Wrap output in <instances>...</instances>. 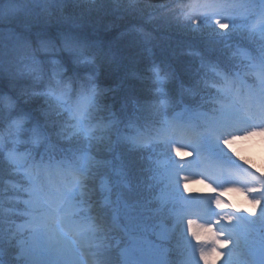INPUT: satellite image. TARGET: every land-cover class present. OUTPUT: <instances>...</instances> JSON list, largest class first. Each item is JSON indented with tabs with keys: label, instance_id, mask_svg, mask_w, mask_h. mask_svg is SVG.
<instances>
[{
	"label": "snow or ice",
	"instance_id": "obj_1",
	"mask_svg": "<svg viewBox=\"0 0 264 264\" xmlns=\"http://www.w3.org/2000/svg\"><path fill=\"white\" fill-rule=\"evenodd\" d=\"M201 6L206 9L207 13L213 14L214 18L217 12L223 10V17L215 18V23L221 29L229 27L231 13L227 11L226 0H193L185 17L205 14ZM198 9L201 10L198 11ZM63 48L73 57V63L76 65L94 61L93 57L85 55V46L71 39L63 41ZM54 49L53 42L41 41L40 50L42 52L48 53ZM237 55L242 61H248L246 65L248 71L245 75H255L261 85H264V61L253 62L244 50L233 53V56ZM26 68L27 74L38 86L33 89L32 95L42 97L46 105L43 113L45 120L59 125L55 135L61 140L70 141L73 138H78L85 142L83 146L73 151L70 158L56 160L54 156L50 155L48 161H44L43 158L40 161H35L29 158L28 153H17L14 149L5 151L6 140H11L13 143L18 142L20 134L25 130L26 118H14L5 128L0 129V163L8 166L11 171L24 173V179L27 182L24 191L28 194L27 198L22 201L26 210L8 208L0 201V244L5 239L11 243L17 234L22 233L27 237L26 241H21L23 264H42L44 238L47 237L50 241L69 229L78 234H90L88 237L90 243L96 247H104L103 236L99 238L100 243H96V233L104 232L103 225L98 222L97 217L87 214L70 202L61 211L67 197L64 191L53 190L51 177L53 173L59 176L60 183L67 193H71L77 188L83 189L86 181L90 179L91 168L94 167L93 158L88 151L90 142L102 139L97 133L105 131L109 125L92 123V110L96 107V87L85 81H74L72 77L67 76V70L59 60L52 59L51 66L45 69L41 62L33 56L32 63ZM207 70L213 77L205 82L208 86L216 88L226 99L240 96L237 84L246 83L240 73L230 74L216 64H208ZM157 78L158 80L162 79L159 76ZM88 79L90 81L92 78ZM259 97H264V87L260 89ZM249 99L252 97L250 96ZM0 106L11 108L9 98L0 96ZM232 119L231 106H223L219 114L208 122L203 132L190 133L188 129L181 128L175 122H165L152 137L144 132H138L137 135L126 137V139L134 149L146 148L153 140L161 144L168 143L169 147L175 151L176 157L190 158L192 151L199 150L202 157L201 164L213 167L223 174L230 169L226 165L213 161L209 149L219 143L221 135ZM31 133V143L34 146L45 145L46 151L49 152L55 148L51 136L42 129L33 127ZM176 137L183 139L185 144H177L174 139ZM210 161H212L211 164H209ZM156 164L162 166L163 160L156 161ZM91 178L94 179V174ZM258 178L259 182L248 188L226 187L219 192L221 200L228 193H239L248 207L241 209L232 202L227 207L231 208L234 213L247 212L248 216L259 217V210L264 206V177ZM188 180L185 178L182 184L184 192L189 191ZM196 182L203 183L204 180L200 179ZM208 190L216 191L213 186ZM216 203L218 208L225 207L221 201ZM125 206L127 207V205ZM12 212L25 217L23 222L17 223L12 219L10 217ZM222 219L226 225H232L236 216H223ZM113 224L115 225V220ZM197 228H199V234H197ZM256 231V229L245 226L240 231L233 230L231 234H228L190 222L188 236L196 241V246L193 247L190 241H184L181 264H194L197 253L199 261H203L205 264H209V262L211 264H218V262L242 264L244 249L254 242L253 234ZM129 239L133 241V244L130 248L126 247L120 251V264H135V261L130 257L131 253L137 250L135 241L139 238L130 236ZM208 244L211 247H201V245ZM88 264H113V261L110 255L102 252L99 257H90Z\"/></svg>",
	"mask_w": 264,
	"mask_h": 264
},
{
	"label": "trees",
	"instance_id": "obj_2",
	"mask_svg": "<svg viewBox=\"0 0 264 264\" xmlns=\"http://www.w3.org/2000/svg\"><path fill=\"white\" fill-rule=\"evenodd\" d=\"M154 4L155 2L150 4V2L146 3L142 0H78V2L62 0L55 4L50 11L47 10L48 15L46 19L41 18L44 20L42 21L43 26L40 27L76 26L86 30L87 33L102 42L109 43L117 54L116 57L120 66L123 65L122 70L125 74L120 81L121 84L119 82L118 85L120 84L119 86L130 94L146 99L152 93L151 88L149 89L145 83L147 67L152 61L164 60L169 65L174 66L179 79L186 82L185 74L182 71L186 58L170 56L166 59V55H170L173 51L174 44H181L180 40L164 38L166 35L162 34L164 30L162 27H165L166 24L168 27L172 25L164 19L163 22L159 19L162 16L157 15V17H152L149 22L150 25L153 22V27L156 29L152 30L150 25L137 26L144 13L158 12L156 9H152ZM2 16L7 17L5 14ZM51 31L57 30L52 29ZM0 35L4 36L3 33ZM158 35L161 37L159 38ZM163 40L167 42L165 49L160 45V43L163 45L161 42ZM56 45L58 47L59 43ZM177 48L178 46L175 49ZM61 52L63 51H60V54ZM188 66L192 67L191 64ZM99 72L102 81L109 87V71L102 73V70L99 69Z\"/></svg>",
	"mask_w": 264,
	"mask_h": 264
},
{
	"label": "rangeland",
	"instance_id": "obj_3",
	"mask_svg": "<svg viewBox=\"0 0 264 264\" xmlns=\"http://www.w3.org/2000/svg\"><path fill=\"white\" fill-rule=\"evenodd\" d=\"M161 1L168 2V1H171V0H142V2H146V3L150 2V4L153 3V2L160 3ZM260 3L261 4H259V5L258 4L242 5V8H241L239 13L242 14V15H245V11H250L253 8L264 10V0H262ZM201 9H203V6H201ZM201 9H198V11H200ZM203 10H204L205 14H207L206 9H203ZM221 12H223V10L220 11V12H217L215 15H218ZM212 17H214V16H212ZM216 18H218V17H216ZM243 18L244 17L240 16V18H239L240 22L243 20ZM249 25H250V30H252L253 32L257 33L259 38L264 40V14H261L258 17H256L254 22L250 23ZM162 79H164V81H166L167 83L170 80V78L167 77L165 74L162 77ZM169 83H172V80H170ZM261 86L264 87V85H261ZM167 89L171 90L170 87L167 88ZM153 101L155 103V99L154 98H152L151 100H148V101H144V102L140 101V103L138 104V107L141 108V109H144V108L147 109V107L154 108L155 105L153 104ZM228 101H229V105H227V106H231L232 113H234L237 110L236 104H234L231 101V99H228ZM222 107H223V105L218 107V110L214 114H208V113H203V112H201V113H192V115L190 117L193 116L192 117V119H193L192 121L202 124L204 126V128H205L206 125L208 124V122L212 119V117L217 116L219 114V112H220ZM132 108L135 109L136 107H132ZM100 112L101 111H99V105L96 104L95 109L92 110V115L93 114H94V116L96 115L97 120H95L94 117L91 116L92 123L96 124V123H99L100 121H102V120H98V116H97V115H99L98 113H100ZM178 121H179V119H175L172 122H175L178 125L179 124ZM195 127H196L195 123H192L191 128L194 129ZM226 129H228V130H233V129L239 130V127L237 125H233V123L230 122ZM97 134L99 135V132ZM66 143H67L66 145H70V143H68V141H66ZM218 144L219 143H217L215 146H212L210 149H215V147ZM77 145L78 144H75L74 147H76ZM221 151H225V150L221 147L219 152H221ZM172 153H173V156H175V151H172ZM96 155L97 156H95V158L92 161L93 164L96 163V162L99 163V161L101 163L104 162V158H103V156L100 155V153L96 152ZM128 156L129 155H127L126 157H128ZM192 157H194V158L196 157V154L194 153V151H192ZM184 158L185 157H183L182 159H184ZM126 161L128 162V164H127L125 169H126L128 175H130V176L137 175L138 172H137L136 168H138L141 165L137 161H131L129 159H126ZM184 165H185V168H184ZM95 167H96V165H94V167L91 168V171H90L91 172L90 173L91 177L93 175V169ZM160 167L161 168H168L169 167V169H170V166H168V165H162ZM186 168L187 167H186L185 162L181 160V166L179 165V168H175L174 172H172L173 178L169 179L167 182H165L163 184V189H165L166 197H167L168 200H169V198L170 199L174 198L176 195H187L190 198V202H193V203L195 202V200H197V198H198L197 192H199V190L197 188H195V189H190L189 188L188 192H184L183 191L182 184H183L184 179L187 178V175L183 171ZM238 171L240 173H238V175H237L238 183L236 184L235 187L248 188V187L253 186L254 183L259 182V178L254 176L253 174L249 173L248 171H246L243 168V166L242 167L239 166L238 167ZM128 179L130 180L131 184L134 187H136L135 180L132 179L131 177H128ZM91 180L93 181V178H91ZM106 184L107 183L104 180H102V181L99 182L98 187L101 188V189H105L106 188ZM176 189H177V191L179 189L181 191V194H174V191ZM90 191H91V188L87 187L86 192L91 193ZM234 193H235L236 196L241 197V195L239 193H236V192H234ZM162 202H163V200H162ZM101 203H103V202L100 201V204ZM91 204H93V202H88L89 206H91ZM109 204H111L109 201L104 203V206L106 205V208L104 209V212H106L105 210H107L108 211L107 213H109V215L107 213H105V216L110 218L111 222L107 224L110 228H116V229L120 228V229H124V230L128 229V230H133V231L134 230H138V229L141 228V227H137L136 224H139V223H141L144 220V218L142 217L143 211H139L138 212V211L134 210V208H132V207H128V206L127 207H123V206H121L122 209L119 208L118 211H117L118 212V216L117 217H113L116 213L114 212V210H112L113 206L109 205ZM227 205L228 204L224 201V206L225 207H222V208H218L217 206L213 207L214 212L213 211L210 212L209 216H210V219H213L215 221L211 222V224L202 225V226L205 227V228H214L218 232H226L228 234H231V232L233 231L232 226L231 225H226L224 220L222 219L223 216H226V209L228 208ZM97 207H98V205H97ZM246 207H248V205H246ZM97 210H98V208H97ZM250 210L251 209L249 208V211ZM132 211L135 214H133ZM259 212H260L259 217H252V216L251 217L255 218V219H262V217L264 216V206H262L260 208ZM98 214H99L98 216L100 218H104V214L103 213L100 214V212H98ZM178 216H180V214H178ZM114 220H115V225L113 224ZM116 222L121 223L122 227L120 225H116ZM219 224H222V229H224L225 231H219L217 229V225H219ZM116 226H118L119 228H117ZM240 230H242V229L240 228ZM105 231L106 230H104V232ZM141 231L142 230H140L139 233L137 232L138 234H135V235L132 236V237H138L139 238L137 241H135L136 249L137 250L138 249H144L146 252H149L148 246H150V243H151L150 239L148 238L147 234H145V237L143 235L141 236L140 235ZM160 231L161 230H158V231H156V232H154L152 234V236H154L156 238H159L160 239L159 241H161V239H163L165 237L164 234L162 233V231L161 232ZM198 231H199V228H198ZM101 236H103L104 239L107 238L106 235L102 234ZM130 236L131 235L127 236L128 239H129ZM78 238H82V236H78ZM131 246L132 245H129V248ZM201 247L208 248V247H211V245L210 244L201 245ZM62 248L64 249V247H62ZM65 248L68 249V246H65ZM150 249H152V247ZM162 251H164V249L159 248L158 253H162ZM225 251H227V250H225ZM196 255L198 256V253ZM19 256L20 257L22 256L21 255V249L19 250V253H18V257ZM83 256L86 257L85 260H86V262H88L89 259L87 258L86 253H83ZM141 258L148 260L147 256H143V257H140V258L137 257V259H140V260H141ZM61 261L64 262V263L71 264V263H73V257H72L71 254H68L67 251H62L57 256L54 264H60ZM140 263L141 262H139V260H135V264H140ZM42 264H46V262L42 263ZM209 264H211V263H209ZM218 264H223V263L222 262H218Z\"/></svg>",
	"mask_w": 264,
	"mask_h": 264
},
{
	"label": "clouds",
	"instance_id": "obj_4",
	"mask_svg": "<svg viewBox=\"0 0 264 264\" xmlns=\"http://www.w3.org/2000/svg\"><path fill=\"white\" fill-rule=\"evenodd\" d=\"M219 145L246 171L264 177V129H226Z\"/></svg>",
	"mask_w": 264,
	"mask_h": 264
},
{
	"label": "bare ground",
	"instance_id": "obj_5",
	"mask_svg": "<svg viewBox=\"0 0 264 264\" xmlns=\"http://www.w3.org/2000/svg\"><path fill=\"white\" fill-rule=\"evenodd\" d=\"M9 1H12V0H0V25H1L0 27H2V24L4 23V20H5V18H3V16H2V15H4L3 4H5L6 2H9ZM54 32L56 33L57 36L60 34H63V32H59L58 30L54 31ZM28 50L29 51L27 52V56H29L31 59L33 56H35L36 58L42 57L41 54H39L36 51V48L33 47V48H29ZM24 63H27V62H24ZM0 121H2V120L0 119ZM241 122L243 124H246V123H249L250 121L244 119ZM20 207H21V209L26 210L24 204H22ZM15 217H17L20 220L23 219V216L16 215ZM22 222H23V220H22ZM44 239H45V246H44V249L42 251V260L43 259L48 260L49 258L54 257L60 247L68 246V249H65V250L68 252V254L72 255L73 264H82L79 261V258H81L80 254L77 253L72 242H69L66 240L67 239L66 235L60 234L59 236H57L56 238H54L50 241L47 239V237H45ZM18 253H19V251H18Z\"/></svg>",
	"mask_w": 264,
	"mask_h": 264
}]
</instances>
